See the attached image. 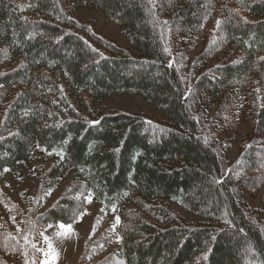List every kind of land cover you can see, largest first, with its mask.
<instances>
[{"label":"trees","instance_id":"16d2710c","mask_svg":"<svg viewBox=\"0 0 264 264\" xmlns=\"http://www.w3.org/2000/svg\"><path fill=\"white\" fill-rule=\"evenodd\" d=\"M81 9L121 27L133 51ZM115 94L142 96L165 122L100 106ZM242 124L227 160L218 136ZM25 171L38 182L27 209L0 185V264H41L31 242L44 249L49 225H76L89 196L119 224L75 264H264L249 202L264 200V0H0V181Z\"/></svg>","mask_w":264,"mask_h":264},{"label":"rangeland","instance_id":"374dc122","mask_svg":"<svg viewBox=\"0 0 264 264\" xmlns=\"http://www.w3.org/2000/svg\"><path fill=\"white\" fill-rule=\"evenodd\" d=\"M76 15L82 21L91 23L98 33L116 43L120 48L131 52L133 51L122 28L108 22L102 13L81 9L76 12ZM100 106L108 110L130 111L152 121H158L160 123L165 122V117L162 113L148 104L144 98L139 95L115 94L104 100ZM247 132H249V126L242 124L231 134H220L218 136L225 147V156L227 160L232 159L238 154L240 145L242 144L241 142L243 141V135ZM67 182L66 180L57 190L50 194L49 203L60 195ZM0 185L3 190L24 209H27L28 199L36 194L38 188L37 179L28 171H25L17 177L6 175L0 181ZM249 202L253 208L259 209L262 212L264 218V200L261 198V192H258L255 197L250 198ZM168 204L185 222L192 223L199 220L198 217L188 213L177 203L169 200ZM5 214L11 228L18 231L20 227L17 221L15 219L13 220V216L8 212H5ZM116 218L117 215L114 210L110 211L105 209L91 197V202L87 201L86 211L80 217L79 222L76 225H72L71 233L67 235H58L61 231L67 233V229L60 230L56 227L57 225L46 228L43 233L49 238L55 252L58 253V257L55 259L54 264L77 263L83 252L85 243L88 240H92L108 227L114 226L116 224ZM44 245V250H47V245L45 243ZM44 259L45 257L43 260ZM49 259H51V257H49Z\"/></svg>","mask_w":264,"mask_h":264},{"label":"snow or ice","instance_id":"6c2138e0","mask_svg":"<svg viewBox=\"0 0 264 264\" xmlns=\"http://www.w3.org/2000/svg\"><path fill=\"white\" fill-rule=\"evenodd\" d=\"M166 51H167V49H166ZM58 154H61V153H58ZM5 171H7V169ZM86 199L88 200V202H91L90 196L87 197ZM12 219L14 220L15 218L13 217ZM116 224H119V217L116 218ZM49 227H52V226L49 225ZM56 227L60 230L67 229V233H65L64 231H61L58 233V235H67V234L71 233V231H72V225L71 224L65 225L63 222H61ZM34 230H35V225L32 224L31 222H28V227L24 230L27 234L23 237L26 242H29V235L35 234ZM39 235L43 238L44 243L47 245V250L38 248L37 244L34 242H31V247L33 249H35L36 251L41 252L43 254V256L45 257V259L42 261V264H54L55 259L58 257V253L55 252V249H54L52 243L50 242L49 238L44 235L43 232L39 233ZM7 239L15 241L17 243L19 242L17 240V238L11 236L10 233L8 234ZM49 257H51V259H49ZM32 264H36V262L33 261Z\"/></svg>","mask_w":264,"mask_h":264}]
</instances>
